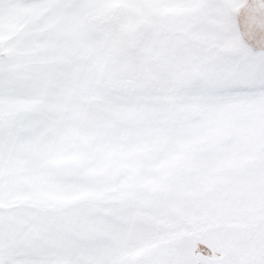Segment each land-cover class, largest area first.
Segmentation results:
<instances>
[{"label":"snow or ice","instance_id":"snow-or-ice-1","mask_svg":"<svg viewBox=\"0 0 264 264\" xmlns=\"http://www.w3.org/2000/svg\"><path fill=\"white\" fill-rule=\"evenodd\" d=\"M0 264H264V0H0Z\"/></svg>","mask_w":264,"mask_h":264}]
</instances>
